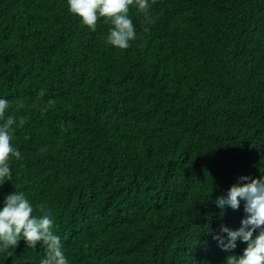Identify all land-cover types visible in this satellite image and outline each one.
I'll use <instances>...</instances> for the list:
<instances>
[{
	"label": "trees",
	"instance_id": "obj_1",
	"mask_svg": "<svg viewBox=\"0 0 264 264\" xmlns=\"http://www.w3.org/2000/svg\"><path fill=\"white\" fill-rule=\"evenodd\" d=\"M149 3L129 7L137 39L119 49L110 21L92 31L67 0H0V97L22 153L0 208L17 190L43 205L69 264H225L247 247L213 239L244 202L214 201L264 175V0ZM45 251L21 240L0 264Z\"/></svg>",
	"mask_w": 264,
	"mask_h": 264
},
{
	"label": "clouds",
	"instance_id": "obj_2",
	"mask_svg": "<svg viewBox=\"0 0 264 264\" xmlns=\"http://www.w3.org/2000/svg\"><path fill=\"white\" fill-rule=\"evenodd\" d=\"M67 5L69 12L81 18V22L92 31L96 30L99 18L110 21L112 26L106 43L119 49L129 48L131 42L137 39L135 25L128 15L129 7L134 6L145 15L150 9L149 0H67ZM45 92L41 89L39 95L44 96ZM9 105L8 99L0 97V185L13 180L10 158L22 159L19 148L11 143L16 117L14 113L6 115ZM24 123L25 118L20 117L19 126ZM241 201L247 214L241 221V227L233 230L222 225L213 239L229 253L237 248V241L247 244L242 255H228L225 264H264V175L257 179L239 177L227 195L218 197L214 202L221 209L231 207L237 210ZM36 207L44 214H34V206L23 191L17 190L6 196L4 206L0 208V253L16 248L24 240L29 248H37L39 244L46 249L39 264H69L61 238L53 231L51 213L45 211L43 205Z\"/></svg>",
	"mask_w": 264,
	"mask_h": 264
}]
</instances>
